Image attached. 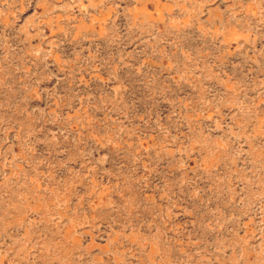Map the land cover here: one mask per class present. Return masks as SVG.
Listing matches in <instances>:
<instances>
[{
    "label": "rangeland",
    "instance_id": "rangeland-1",
    "mask_svg": "<svg viewBox=\"0 0 264 264\" xmlns=\"http://www.w3.org/2000/svg\"><path fill=\"white\" fill-rule=\"evenodd\" d=\"M0 264H264V0H0Z\"/></svg>",
    "mask_w": 264,
    "mask_h": 264
}]
</instances>
